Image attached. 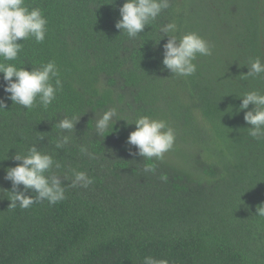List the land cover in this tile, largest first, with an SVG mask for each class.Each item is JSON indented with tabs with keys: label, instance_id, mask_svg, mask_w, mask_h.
Segmentation results:
<instances>
[{
	"label": "trees",
	"instance_id": "16d2710c",
	"mask_svg": "<svg viewBox=\"0 0 264 264\" xmlns=\"http://www.w3.org/2000/svg\"><path fill=\"white\" fill-rule=\"evenodd\" d=\"M25 3L43 11L48 32L40 44L17 41L22 51L9 63L31 71L54 60L63 89L47 109L7 101L0 111V264H143L146 256L169 264H264V217L255 211L264 203V138L251 137L237 112L243 93L264 92V78L241 76L250 60L264 61V0H170L135 39L115 28L124 0ZM173 21L177 36L196 32L212 47L190 77L163 68L167 37L155 43ZM110 107L126 123L165 120L176 132L173 149L161 161L130 156L126 140L135 126L124 121L98 136L95 118ZM66 116H81L74 134L55 127ZM61 134L71 140L57 149ZM32 146L52 155L61 177L68 174L66 199L9 208L5 170ZM146 164L155 171H144ZM73 169L94 183L71 187Z\"/></svg>",
	"mask_w": 264,
	"mask_h": 264
},
{
	"label": "clouds",
	"instance_id": "9594fccd",
	"mask_svg": "<svg viewBox=\"0 0 264 264\" xmlns=\"http://www.w3.org/2000/svg\"><path fill=\"white\" fill-rule=\"evenodd\" d=\"M170 6V0H124L119 8L120 19L115 23V28L130 39H135ZM47 24L48 20L39 7L29 9L25 0H0V74L4 81L0 87L5 93L0 97V111L6 112L7 101L29 110L38 104L47 109L62 91L63 83L54 60L32 68L31 71L9 63L16 61L22 51L23 45L17 41L34 39L37 44L45 41ZM159 32L163 35L155 43L158 44L161 39L167 37V42L163 45L162 65L172 75L185 78L194 75L197 71V65L194 63L197 57L212 54V47L198 33L188 32L177 36L178 28L174 21L165 24ZM247 69V73L241 75L243 78H264V61L261 58L250 60ZM237 99L241 101L237 112H243L244 122L251 126L248 128V134L255 139L264 138V92L255 89L243 93ZM249 105H252L251 110H247ZM80 117L66 116L59 120L55 127L61 133L74 134ZM117 121L125 122L126 118L118 115L117 107L108 108L95 118L96 134L103 139L109 134H114L118 131L114 128ZM125 124L135 126V130L128 134L126 140L130 156H139L146 161H161L174 147L176 132L165 120L139 116ZM70 140L69 135L61 134L55 141V147L61 149L69 144ZM133 147L135 152L131 150ZM79 152L89 159H95V154L89 152L87 146L81 145ZM12 159L19 163L5 170L4 179L12 185L11 192H8L11 197L9 208L19 206L21 209H28L41 201L55 205L66 199L63 182L68 181L69 176L65 173L61 177L54 171L60 169L61 165L52 155L32 146L27 149L26 154L15 153ZM144 171L153 172L155 168L152 164H146ZM161 179L166 177L162 176ZM93 183V178L85 172L72 170L71 187L88 188ZM19 186H23L22 190ZM28 192H34L36 195H26ZM255 211L257 216L264 217V203L258 205ZM143 264H169V261L146 256Z\"/></svg>",
	"mask_w": 264,
	"mask_h": 264
}]
</instances>
